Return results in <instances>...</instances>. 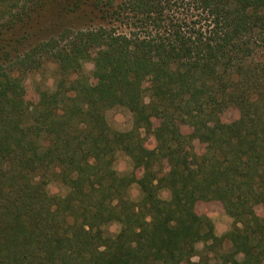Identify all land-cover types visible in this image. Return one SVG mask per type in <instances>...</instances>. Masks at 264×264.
Here are the masks:
<instances>
[{
    "label": "trees",
    "instance_id": "obj_1",
    "mask_svg": "<svg viewBox=\"0 0 264 264\" xmlns=\"http://www.w3.org/2000/svg\"><path fill=\"white\" fill-rule=\"evenodd\" d=\"M48 63L54 87L27 107L24 80ZM212 200L233 219L221 237L195 210ZM257 205L264 0H0V264H264Z\"/></svg>",
    "mask_w": 264,
    "mask_h": 264
},
{
    "label": "rangeland",
    "instance_id": "obj_2",
    "mask_svg": "<svg viewBox=\"0 0 264 264\" xmlns=\"http://www.w3.org/2000/svg\"><path fill=\"white\" fill-rule=\"evenodd\" d=\"M64 23H67L69 25L73 24L72 26L81 24L79 19L75 17L70 18L67 21L65 20ZM85 68L88 72H91L93 64L91 62H87L85 64ZM55 71L56 65L54 63H48L40 71L29 73L26 76L24 80V85L26 87L24 103L25 105H27V107L31 108L35 105L37 99V87H54ZM92 81L94 80L92 79ZM237 116L238 112L235 109L229 108L223 113L222 119L224 121H231ZM106 117L110 127L113 130H128L132 125V117L130 113L122 108H112L107 110ZM181 129L183 131L188 130L186 125H182ZM147 142L148 146H152L154 143L152 138L148 139ZM114 167L121 173L129 172L132 169L129 157L122 152H118L116 154ZM47 188L51 194H64L66 192V188L56 180L51 181L48 184ZM130 193L133 198H137L138 187L136 185H133L130 188ZM167 195L168 194L166 191L162 192L163 197H167ZM195 210L198 214L205 215L210 218L211 222L213 223L214 233L219 237L223 236L233 227V219L229 215H227L222 203L219 201H198L195 205ZM255 210L259 216L264 217V206L257 205L255 207ZM118 229L119 226L117 224H111L108 226V230L111 233L117 232ZM229 247L230 243L226 239L221 245H217L215 248L218 251H223L227 250ZM197 248L198 253L204 255V258H206L207 252H205L204 245L202 243H199L197 244ZM192 262L194 264L201 263L199 255H195L192 258ZM208 262L209 264H219L217 257H212L211 253H209L208 255Z\"/></svg>",
    "mask_w": 264,
    "mask_h": 264
}]
</instances>
